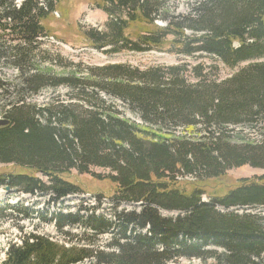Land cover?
<instances>
[{"label": "trees", "instance_id": "1", "mask_svg": "<svg viewBox=\"0 0 264 264\" xmlns=\"http://www.w3.org/2000/svg\"><path fill=\"white\" fill-rule=\"evenodd\" d=\"M65 1L0 0V65L19 74L14 83L0 77L1 99L13 98L0 109L9 122L0 128V165L23 171L0 173V188L58 203L84 193L64 178L76 171L111 181L114 203L140 210L112 221L81 212L54 218L62 236L110 235L105 247L67 246L20 228L4 264H264V216L221 210L264 207V178L240 180L225 195L203 201L207 181L247 165L264 169V139L246 141L235 131L264 123V0H196L187 15L177 14L174 0H90L108 17L104 31L84 30L93 49L108 55L169 51L215 64L145 71L112 65L60 76L41 67L46 58L38 40L49 36L43 24ZM218 63L237 71L222 79ZM59 88L69 99L26 100ZM102 95L126 104L141 123ZM95 168L110 174L96 175ZM189 176L194 181L179 180ZM75 225L83 226L81 234L64 232Z\"/></svg>", "mask_w": 264, "mask_h": 264}, {"label": "rangeland", "instance_id": "2", "mask_svg": "<svg viewBox=\"0 0 264 264\" xmlns=\"http://www.w3.org/2000/svg\"><path fill=\"white\" fill-rule=\"evenodd\" d=\"M19 2L22 0H18ZM41 1V0H40ZM196 0H174L177 14L187 15L190 12V5ZM108 21L107 15L100 9L96 8L90 0H69L58 5L55 13L50 15L48 20L44 22V26L49 33L48 37L38 40L39 48L42 54H45L46 61L41 65L43 68L52 70L56 75H84L88 74L89 69L99 68L112 65H125L140 71H145L155 67H171L185 63L193 67L196 64H204L206 66H214L213 60L206 57L183 58L169 51L159 52L153 51L148 53L121 52L118 54L108 55L103 51L93 49L88 40L84 37V30L99 29L104 31L105 24ZM158 25H162L158 23ZM139 32H146L144 25H136L134 27ZM132 32V29L130 30ZM38 60V59H37ZM243 63L239 68L247 66ZM220 78L225 79L233 75L236 70L225 68L218 63ZM0 77L7 83H14L19 77L16 70L4 68L0 65ZM69 91L66 88L45 90L39 95L26 97L28 103L43 105L50 100L60 98V100L69 99ZM1 94V92H0ZM107 101L113 102L122 111L124 116L132 122L141 123L139 116L123 102L102 95ZM13 98L2 100L0 97V109ZM1 114V113H0ZM236 132L241 133V138L246 141H260L264 139V123L257 127L235 128ZM181 130H177L178 135ZM96 175L108 176L109 170L93 169ZM8 172L13 174L22 173V170L13 166L0 165V173ZM28 173V172H27ZM44 181L47 179L41 175L37 176ZM69 182L81 187L83 194L71 195L62 199L58 203H53L50 196L36 194L34 196L23 194L14 189L0 188V262L4 257V253L9 244L19 242L21 237L20 228L24 234H35L51 238L69 246L71 242H82L90 246V248L105 247L110 243V235H104L95 238H80L62 236L58 231L54 218L58 214L64 215H80L88 217L95 215L112 221L115 215L125 211H139L140 206L134 204H115L114 193L116 187L109 180H98L91 175H80L76 171L64 175ZM264 178V169L244 166L241 168L231 169L227 172L225 178L213 179L206 182L207 192L204 196L205 201H209L211 196L225 195L228 189L234 187L240 180H260ZM187 181H194L189 176ZM24 210L30 215L29 218L23 219L16 210ZM235 213H252L264 216V207L256 208H231L229 210ZM163 217L177 218L181 215L179 212H160ZM44 218L46 219L44 221ZM82 225L68 226L64 232L71 234H81ZM72 240V241H70ZM84 240V241H81ZM88 246V248H89ZM78 264H95L93 260H86ZM170 264H214L212 261L206 263L197 259L186 260L180 259Z\"/></svg>", "mask_w": 264, "mask_h": 264}, {"label": "water", "instance_id": "3", "mask_svg": "<svg viewBox=\"0 0 264 264\" xmlns=\"http://www.w3.org/2000/svg\"><path fill=\"white\" fill-rule=\"evenodd\" d=\"M9 125V122L7 120H0V127H5Z\"/></svg>", "mask_w": 264, "mask_h": 264}]
</instances>
